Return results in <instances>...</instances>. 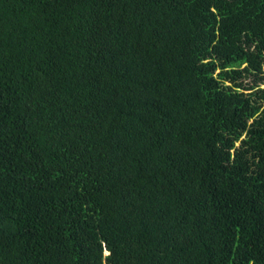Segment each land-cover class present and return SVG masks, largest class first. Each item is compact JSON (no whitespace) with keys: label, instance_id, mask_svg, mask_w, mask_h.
<instances>
[{"label":"trees","instance_id":"trees-1","mask_svg":"<svg viewBox=\"0 0 264 264\" xmlns=\"http://www.w3.org/2000/svg\"><path fill=\"white\" fill-rule=\"evenodd\" d=\"M0 264H264V0H0Z\"/></svg>","mask_w":264,"mask_h":264}]
</instances>
